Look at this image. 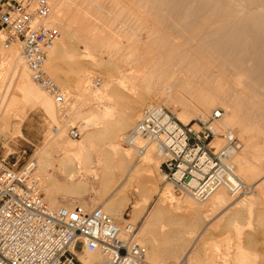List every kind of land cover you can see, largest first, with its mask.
I'll list each match as a JSON object with an SVG mask.
<instances>
[{
	"label": "rangeland",
	"instance_id": "rangeland-1",
	"mask_svg": "<svg viewBox=\"0 0 264 264\" xmlns=\"http://www.w3.org/2000/svg\"><path fill=\"white\" fill-rule=\"evenodd\" d=\"M124 1L126 2L125 4H127V5L124 4V6L126 7L127 10L124 9L125 7H122V9H124V10H122V12L124 11L125 14L124 13L123 14L125 16L122 13H121L122 15L120 14L121 10H120V12H118V10L121 8L114 10L115 16L118 18V21H119V22L117 21L118 27L125 29V30H127L126 28H128L127 31H129V33H132L131 28L133 29V31H136L135 28L138 30V28L140 27V22H139L140 21V14L144 13V15H148V16H146L147 18H145L146 19L145 22L147 24L148 29L147 28L146 29L141 28L142 29V30L140 29L141 31L140 30L137 31L138 35H133V34L130 35L129 33L124 32V35H122V37L119 38L122 45H124V49L121 52L123 54L121 59L117 57V54H118L117 50L112 51L111 43L109 42V38H108L109 26H108V24L111 21L109 14L103 12L105 15V17H104L105 21L102 22L103 44L101 47H97V43L91 44L89 42V40L87 39V33L84 31H78L77 30L78 37L68 39L67 34L62 29V27L56 23H52L53 25H56L61 32V38L58 42L60 44L64 42L67 45V49L70 48L69 49V53H71L70 57L71 58L74 57L71 60L69 59L70 57L66 58L63 62V65H62L63 70H66V68H67V70L64 73V77H65V80L67 81L66 85L69 89L68 90L69 93H66L64 95L66 101H65L63 108H60L59 105L57 104L56 115L58 114L57 117L59 119L57 117L55 119H53L49 115V113H47L45 111V109L41 106L36 105V107H35L33 105H27V103L23 99L22 93L16 88V85L13 84V86H12V82H13L12 69H11L12 66H6V68L4 67L5 68L4 70L6 72L0 79V93L4 94L7 91V89H9V92L14 96V99H16V104H18L17 105L18 110L20 111V113L24 112V114H25L24 115L25 117H24L23 122H22V127L27 126V125L30 126L28 121L30 122V120H33L32 125L35 129L33 131H30L28 129V132H31V134L34 135V139L32 141L35 143V145H33L32 143H30V141H28L27 133L22 131V127H21V131H17V130H13L9 127L4 126V127L0 128V155L1 156H7L8 155V160L11 163L17 162L18 167H20L21 165L26 163L28 160L31 161V160H33V158L36 159L37 157H39L42 154L41 152H43L42 149L50 150V153L52 154L54 159H56L58 157L59 145L55 142L49 143V139L51 137V134H53L56 130V123L58 121H60L61 125L65 124L66 127L65 126L64 127H65V129L67 128L66 134L68 133L67 134L68 137H71L70 136V129L73 126L78 127V129L81 132L80 138H77V139L72 138V137L71 138L74 139L75 141H78V140L80 141L84 138V136L87 134V132L97 130V126L93 125L92 121L94 120V118L97 117V114L100 115L102 113L103 109L108 108V107H111L114 109V119L122 118V115L124 113L133 114L134 122L130 125V127H128V129L126 131H124V134L128 130H130L132 127H134V125L139 120L141 114L143 113L144 109L147 106H150L151 104L165 107L171 114H173L176 117V119L179 122H182L184 124H187V123L195 124L198 122L208 121L210 119L211 115L213 114L214 110H216L217 108L224 109L223 114L225 113L226 105H224L223 102L220 100V101H217V105L212 107L211 110L208 113H206V115H204V117H202L201 115H198V113L195 112V110H193V109H190V111L188 110L185 113L186 114L185 115V114H183V112H184L183 111L184 110L183 105L180 104L179 99L174 97V95L171 94V91L168 89V86H170V87L173 86L174 87L173 93H175V91L177 93L180 92L181 94H183L184 97L192 99L191 98V92L193 90L191 89V86H190V88L188 87V84H189L188 82L190 81V79L193 78L195 80L194 84L197 86H200L201 81L198 79H195V78L198 76L200 77L201 73L192 71V66H193L192 65V57L189 55V52L193 51V49H192L193 47L191 46V42L188 41V39L190 38L189 37L190 34L189 35L187 34V36H186V33H190L189 28H191V27L188 25H191L194 27V25L200 24V22H201L200 16L202 15L201 13H203V15H204V13H205L204 11L208 10V9H206V7L208 8V7H210V5L212 6L213 1L211 2V0H210V2L209 1L206 2V4L208 3L209 6L205 4L204 8L202 7V1L203 0L202 1L201 0H197V1L194 0L193 1L194 5H192L191 0L190 1L186 0L189 3H187L186 1H182L184 7H186V9H189V10H187V11H189L188 14H186L187 11H182L184 9V7L182 6V2L180 0L179 1H177V0H169V1H166V0H149V1H147L148 5L146 4L145 0H124ZM172 1H173V3H170ZM198 1H201V3ZM204 1H203V5H204ZM221 1L222 0H220V2ZM166 2H168V3H166ZM160 3L162 5H159V6L163 11H165L163 8L169 7L168 9L170 11V15H169L168 10H167L168 12L165 11V14L166 15L168 14V16H170V17L166 16L167 18H169L168 20L166 18L165 19L158 18V16H161V14H163L162 13L163 11L155 10L154 6L157 4H160ZM163 3H164V5H163ZM176 3H178L179 5H181L183 7L182 10L180 8L181 6L179 7V5H177ZM209 3H211V4H209ZM222 3L224 5L223 6L224 8L222 7L220 9L224 10L225 8H229L228 5H226V7H225L226 3L224 4L223 1H222ZM174 4H176V5H174ZM200 4H201V6H200ZM145 5L147 7L148 6L149 7L148 8L146 7L147 9L146 8L143 9ZM190 5L192 7H190ZM93 6H91V8H92L91 10L95 11L96 8H95V6L93 8ZM151 6L153 9H151ZM175 6H178L179 8L178 7L175 8ZM194 6H195V8H194ZM197 6H198V9H196ZM262 8L263 7H261V9ZM171 9H174L173 11H175V12L171 11ZM211 9L212 8L210 7V10H208L209 14L212 13ZM225 10H227V9H225ZM262 10H264V9H262ZM126 11H127V13H126ZM128 11L130 12V14ZM131 11L133 12L132 13L133 15H131ZM184 12H185V15H184L185 18L182 17ZM208 13H206V15ZM130 16H134V17L131 19ZM149 16H150V18H148ZM179 16H181L185 20H183V19L180 20L179 18H181V17H179ZM186 16H187V18H186ZM188 16L191 17L192 19L196 20L194 25H193L194 22H191L194 20H192ZM177 17H179V18H177ZM198 17H200V18H198ZM128 18H130V19H128ZM134 18H136L138 21ZM133 19H134V21H133ZM177 19H178V21H177ZM188 20H189V22H188ZM122 21H123V23H122ZM128 22H129V25H128ZM137 22H139V24ZM124 23L126 25H124ZM135 23H137V25ZM177 23H180V24H177ZM121 24H122V26H121ZM174 24H175V26H174ZM181 24H183V25H181ZM178 25H180V26H178ZM130 26H131V28H130ZM230 26H232V25H230ZM177 27L178 28L180 27V28L178 29ZM257 28H259V27H257ZM257 28H256V30H257ZM187 29H188V31H187ZM261 29L259 30L260 31L259 35L257 33L258 31L257 32L254 31L255 36L253 35V33H251L252 30L251 31L249 30L251 35H252V38L256 37L254 39H252L250 37L251 35L249 36L250 39H246V38H248L246 36L249 35L248 34L249 32H245L246 36H243L245 38L244 41H242L243 38H241V37H240L241 40L238 38L235 39L234 37H231L230 40L228 41V43H226V45H228V47L231 46V44H232V46L240 45L241 47H245L244 45H246V47H245V49L247 48L246 52L247 53L251 52V54H252L253 48L255 49V51L257 50L255 47H257L258 43L261 44L260 45L261 47H264L262 45V43H260V42H262V38H263L261 36H264L263 35L264 30H263V32H262L263 34H262ZM149 30H151L150 35H148ZM179 30L182 31V34H181V31H179ZM220 32H221V34L225 33L223 30H219L218 32H215V31L213 32V30H211V31H209L210 35L208 34L209 37H206V38L209 39L211 37L210 40L211 39H220L219 37L224 36V34L221 35ZM168 34L169 35L172 34V35L169 37ZM205 34L207 35V33L204 32V35ZM219 34L221 36H219ZM0 35L2 37V39L0 37V40L2 41V43H0V45L2 46L4 34H3L1 26H0ZM175 35H177V37ZM204 35L201 34L199 38H202V37L204 38L206 36V35L205 36ZM256 35H258L259 37H257ZM166 36H168V38ZM173 36H174V38H173ZM140 37L143 38V43H141L140 41H136V39H138V38L140 39ZM232 38H233L234 42H235V40H236V42L237 41H242V42H237L238 44H236L232 41ZM173 39L176 42L180 43L181 46L183 44L182 48L178 47L180 44L179 45H177V43L175 44V41ZM259 39H261L260 42H258ZM188 42H189V44H188ZM244 42L245 43L250 42V44H249L250 46L248 45V43L245 44ZM263 42H264V40H263ZM189 45L191 46L190 48H189ZM61 46H62V44H61ZM248 46L250 49L248 48ZM129 47H131V48H129ZM261 47H259L257 51L260 50L262 52ZM13 48L15 49L16 53H20V46L19 45L18 46L14 45ZM128 48L131 49V51H128L129 50ZM224 49L226 50L229 48H224ZM3 50L7 51L5 49H3ZM260 51L258 52L259 56L261 54V56L259 57V61H260V58H262V55H264L263 54L264 52L260 53ZM263 51H264V49H263ZM89 52H91V55H89ZM247 55H249V54H247ZM253 57L254 56H252V58H250L251 60H248V64L250 66L252 64H254V61L256 63L258 61V60L256 61L257 58L256 59L254 58L255 60H253ZM257 57H258V55H257ZM247 58H249V56ZM259 61H258V63H259ZM261 61L263 62V60H261ZM261 61H260V63H261ZM65 62H68L67 63L68 67L65 66L66 65ZM256 63H255V65H256ZM69 64H71L70 67H69ZM205 64H206V62L203 60V65H201V66H205ZM258 65H256V66H258ZM71 66L72 67L74 66L72 68V70H71ZM210 67L212 68V70H218L217 67H213V66H210ZM252 67H253V65H252ZM256 68H258V67H253L254 70ZM263 68H264V66L262 67V69ZM258 69L261 70V67ZM86 70H88V72L90 71L89 72V74H90V85H89L90 89L97 87L95 85V82L98 81V78H101L105 82L108 78H111V77L114 78L110 82H108V85H106L104 91L107 94L105 96H92L88 92H86L87 89L86 90L84 89L85 90V92H84V90H82L83 88L81 86H78L79 85L78 83L80 80L79 78L81 77V74H83L84 71L86 72ZM261 71H263V70H261ZM254 72H255V75H253V76H255V77H256V75H258L260 73V72L258 73V70H257V72L256 71H254ZM260 74L264 75V71H263V73H260ZM263 75H260V76L263 77ZM248 80H249V78H248ZM8 87H10V88H8ZM11 87H12V89H11ZM194 101H196V100H194ZM219 102H221V103H219ZM243 105H244V107H246L245 104H243ZM76 107L83 111V113H82V111L80 110L82 117L80 116L79 118H74V115H72V113ZM84 113L86 114V117H87V115L93 116V117H91L92 119L88 118L90 120V123H89V120H87L85 117H83L85 115ZM189 113H193V114H189ZM179 114H181L182 117H184V115H185L184 118H186V119L185 120L184 119L179 120V118H178ZM187 114L191 117H189ZM94 115H96V116L94 117ZM218 119L219 118H217L216 120H218ZM216 120L212 123V126L214 128H217V125L219 124V122ZM15 121L16 120H14V122ZM214 125H216V126H214ZM194 127L197 128L198 124H195ZM221 128L222 127H219L216 130L221 134L226 133V130L224 128H222V129ZM227 130H233V132L238 137L240 146L242 145L241 146V148H242L244 140L239 135V133H237V131H235V129H233V128H228ZM215 138H214L215 141H213V144H215L217 147H221V146H224L226 144V138L224 136L218 135ZM259 138H256V141H258V143L261 141V140H258ZM220 139L222 141H220ZM217 140H219V142H217ZM99 144H101V143H98L95 147L99 146ZM121 146H123L124 149L128 148L131 150L132 161L130 162L131 165L129 163L128 166L133 168L136 164H140V162H142V159L146 153L144 154V156L139 158V157H137L136 149L126 146L125 143L123 142V140L121 142ZM240 146H239V148H240ZM239 148H237V149L240 150L241 148L240 149ZM236 153H238V151ZM155 154L157 155V151L155 152ZM257 154L259 155V152ZM260 154H261V152H260ZM229 159H230V157H224V159H223L224 163L227 166L226 171H228L230 174L232 173L231 175L235 178L236 181H239L241 184L247 185V192L238 194L240 191L234 193L230 189L229 186H227V185L221 186L224 189H226L227 195L229 194L228 200H229V198H231L230 199V201H232L231 204L221 208V210L219 212H217V214L215 212L213 214V213H211L212 212L211 211L210 214H211V216H213V218H210L211 221L210 220L208 221L207 218L203 219L202 217L199 216L198 220H199L200 224L199 223L192 224L189 221L193 217V214L191 213V211H187V208L183 207L184 201L186 199H188L190 201L192 200V202L196 204V206H197L196 208H201V207L205 206V204L208 203V200H210L211 196L207 200H205L204 202L200 203V202H197L196 200H194L193 198H190L191 196H189V195H180L171 186L173 188L172 190H174V192H175L174 194L175 195L177 194V197L173 196V195L161 197V192L163 191V189L166 186H168V184H167V182L164 181L163 171L161 170L160 167H158L154 171L155 174H153V180H152V182H150L151 184L152 183L153 184L151 185L150 183H148V184L146 183V191H147L146 195H149L151 197L149 200H146L145 196L141 195L142 187L145 185L144 180L142 178H140L139 175L132 173L133 171H131V169L129 171V167H128V171L126 170L123 173V175H120L121 177L118 175V177H117L118 181L116 180L117 182H115L116 184L114 183V185H113L112 183H110L108 185L109 189L106 188V191L104 189H101L100 180L98 178V177H100L99 175H101V174H100V167H99L97 161H95L93 163V167H92L95 171L94 170L93 171L92 170H86V169L82 168V169H80L81 170L80 175H78L76 177V180H82L88 184V186L85 187V191L83 189V193L80 192L81 194L72 195L70 193L67 194V192L65 193V191H60V192L56 191L55 197L57 199L58 204L72 205V204L80 203V204H83L84 206L89 207V208L101 206V207H103V210H105V206H107L105 203L108 202L109 197L116 190L113 188L115 186H116V188H119L121 186L124 187V189L126 191V197L122 198V200H120L118 202V204L115 205V210L112 213H110L106 210L105 211L107 213H109L121 225L122 228H123V226H126L128 224V223H126L127 220H130L133 224H135L136 239L138 240V242H140L141 244H143L144 246H146L148 248L147 258L153 264H179L180 260L182 258H183L182 259L183 262L181 264H201V263L202 264H210V262H211V264H225V263L226 264H237L239 262L238 260L240 259L238 256L241 257V255H239L240 253L237 252L236 248L239 247L240 245H242L243 243H244L243 245L250 248L249 249L250 255L249 254L248 255H249V260L252 259L251 261L247 260L248 263H246V264H259V263L264 264V195H262L264 193L258 194V197L256 194L252 193V192H254V188H253L254 185L253 184H254L255 178H254V180L252 178H250L251 180L248 181L249 179L247 178L248 176L246 174L240 173L236 168H235V170L231 169V167L228 164ZM162 160H163V157H161V162H162ZM249 161H253L250 164H253L254 162H256L255 158H253L252 155L250 156ZM53 164H54V166H57L58 162L55 160V162ZM262 170L264 171V168ZM55 173L57 174V177H58V179H60V181H64V180L68 181L64 175L62 176L58 172H55ZM261 173H260V175H261ZM39 174L43 175L44 173L38 172V175ZM33 176L35 179L37 178V180L39 182L40 189L43 192L45 199L51 205V201L49 198V191H48L50 189L49 188L50 181L48 179H46L45 177L43 178V180L38 179V177H36L37 174H36V176H35V174H33ZM245 176H247V177H245ZM46 182H47V184H46ZM169 185H171V184H169ZM102 190H103V192H102ZM128 195L131 198V205L127 209H125L129 203V201H130V198H128L129 197ZM243 196L245 197V199H248L249 197L252 196L254 199H256V201L251 205L250 204H243L245 206H243V205L241 206L240 203L237 201H240L239 199H241V197H243ZM183 197H184V199H183ZM163 198H164V200H163V202H161V199H163ZM163 204H164V206H163ZM254 204H256V205H254ZM174 207H175V209H178L179 213L176 212L177 210H175ZM123 209H125L124 214L122 212ZM134 210H135V212L137 210L140 211V219L138 218L139 220L134 219L135 218L133 216ZM150 213H152L153 215L155 214V216L158 217L157 221L155 224L150 226L149 230L144 235H141L140 232H138V231L144 225L145 220L149 216ZM206 213H208V212H206ZM207 222L211 223V224L208 228H206V230H205L206 233L203 232V234H202V235H204V233L206 234V238H205L206 241H204L202 238L203 236L198 237V233L202 232V230H203L201 225H203L204 223H207ZM185 224H187L188 226L186 227ZM162 225H163V227H162ZM167 232H168V234H166ZM154 239H158V240L163 239L162 241H164V242H165V240H170V242L171 241L173 242L172 246L171 245L168 246L170 243H165L167 246H164L163 249H161V250L166 251L167 249L173 250L176 248H182L185 250V253H184V255L176 258L175 260H168V261L164 260V262H159L157 259H155V257L152 259L150 254H152L151 249H152L153 245L151 243L154 241ZM238 239H239V241L243 240L241 242L242 244L241 243L239 244ZM237 244H239V245L237 246ZM166 247H168V248H166ZM212 247L214 248V250L212 249ZM80 248H81V244L78 245V249H80ZM237 249L239 250V248H237ZM189 250L191 251V253H192L191 255H193V256L195 255L194 253L198 254V260L195 261L194 263H193V260H191V258L187 259L185 257V254L189 253L188 252ZM218 250H220V252ZM226 250L232 251V252L230 251V253L227 252L225 254V255H229V256H226L228 258H225V260H228L230 258L228 260L230 262H228V261L224 262V260H223L224 259L223 258V256H224L223 252H226ZM250 250H251V252H250ZM212 251H214V252H212ZM233 253L235 255H231ZM255 253H256V255H255ZM235 256H237V257H235ZM233 257L237 260H235ZM256 258H258V259H256ZM232 261H233V263H232ZM234 261L235 262L238 261V262L234 263Z\"/></svg>",
	"mask_w": 264,
	"mask_h": 264
},
{
	"label": "bare ground",
	"instance_id": "bare-ground-1",
	"mask_svg": "<svg viewBox=\"0 0 264 264\" xmlns=\"http://www.w3.org/2000/svg\"><path fill=\"white\" fill-rule=\"evenodd\" d=\"M145 1L147 4V1H149V0H145ZM166 1H169V0H166ZM177 1H179V0H177ZM180 1L182 2V1H186V0H180ZM188 1H190V0H188ZM188 1H186V2L189 3ZM193 1L194 0H191L192 5H194ZM201 1H198V2L201 3ZM203 1H202V7L204 8L206 2H208V1L210 2V0H205L204 5H203ZM222 1L224 2V4L226 3L225 7H226V5H228L229 8H225L227 10L220 9L224 6ZM222 1L220 2V0H211L212 6L210 5V7L212 8L211 9L212 13L209 14L208 10H210V7H208V8L206 7V9H208V10L204 11L205 12L204 15H203V13H201L203 16L202 15L200 16L201 22L199 25H194L196 20H194L188 16L189 18L194 20L191 22H194L193 25L195 27L194 28L193 26L188 25L191 27V28H189L190 33H186V36H187V34L188 35L190 34V36H189L190 38L188 39V41L191 42V46L193 47L192 48L193 51L189 52V55L192 57V65H193L192 71L201 73L200 77L198 76L195 78V79H198L201 81L200 86H197L194 84L195 80L193 78L190 79V81L188 82L190 84V85L188 84V87L190 88V86H191V89L193 90L191 92V98L192 99L184 97L183 94H181L180 92L177 93L175 91V93H173V89H174L173 86H171V87L168 86V89L171 91V94H173L174 97L179 99L180 104L183 105V108H184L183 114H185L188 110L190 111V109H193V110H195V112L198 113V115H201L202 117H204V115H206V113H208L212 107L217 105V101L221 100L223 102V104L226 105L225 113L222 115L221 118L216 120L219 122V124L217 125V128L222 127L226 131H228L227 130L228 128H233V129H235V131H237V133H239V135L244 140L243 147L241 148V146H242L241 145L240 146L241 149L239 148L240 150L234 149L232 152L229 151L231 153L228 156V157H230L228 164L231 167V169L235 170V168H236L240 173L246 174L248 177L247 176H245V177H247L249 179L248 181L251 180L250 178H252L253 180L255 178L256 181L254 180V184H253L254 185V187H253L254 192H252V193L256 194L258 197V194L264 193V171L262 170L264 168V75L260 74V73H263V71H264V68L262 69V67L264 66V64H263L264 63V55H262V58H260V61L263 60V62L261 61V63H262L261 64L259 61V57L261 56V54H260V56L258 54V52L260 50L257 51L258 48L261 47L260 46L261 44H259V43H258V45L256 44L257 47L254 46L257 49L256 50L257 52L253 48L252 54L250 51H249L250 53L246 52L247 48L245 49L246 45H244V44L243 45L245 47H241L240 45L232 46V44L230 43L231 46L228 47V45H226V43H228V41L230 40L231 37H234L235 39L238 38L240 40H241V38H243L242 41H244L245 38L243 36H246L245 32H249L248 33L249 35L246 36L248 38H246V39H250L249 36L251 35V33H253V35H254V31H256V32L258 31L257 33L259 35V33H260L259 30L261 28H262L261 33L263 32V30H264V10H262V9H264V0H222ZM125 3L126 2L124 0H51V4L53 7V15L50 17V24L56 23V24L60 25L62 27V29L66 32L68 39L78 37L77 30L78 31H84L87 33V39L89 40V42L91 44L97 43V47H101L103 44L102 22L105 21V18H104L105 15L103 12H105V13L109 14L110 19H111L110 23L108 24V26H109L108 38H109V42L111 43V49H112V51L117 50L118 51L117 57L121 59V57L123 56V54L121 52L124 49V45H122L119 38L122 37V35H124V32L129 33V31H127L128 28H126L127 30H125V29L118 27V23H117L118 18L115 16L114 10L121 8L118 10V12H120V10H121L120 14L121 13L123 14L124 11L122 12V10L126 9V7L124 6ZM166 3H168V2H166ZM170 3H173V1ZM176 4L179 5L178 3H176ZM176 4H174V5H176ZM209 4H211V3H209ZM93 5L96 8L95 11L91 10L92 9L91 6H93ZM125 5H127V4H125ZM159 5H162V4L160 3V4L155 5L154 9L157 11H160V10L163 11ZM163 5H164V3H163ZM206 5H208V3ZM94 6H93V8H94ZM180 6L181 5H179V7ZM182 6L184 7L183 2H182ZM182 6L180 7L181 10L183 8ZM200 6H201V4H200ZM122 7H125V8L122 9ZM146 7L147 6L145 5L143 9H145ZM176 7H178V6H175V8ZM190 7H192V6L190 5ZM261 7H263V8L261 9ZM168 8H163V9L166 12H168L169 11ZM194 8H195V6H194ZM151 9H153L152 6H151ZM185 9H186V7H184V9L182 11L189 10V9H186V10ZM196 9H198V6ZM173 10L174 9H171V11H173ZM165 11H163L162 12L163 14H161V16H158V18H162V19L166 18L168 20L169 18L166 17V16H168V14L166 15ZM173 12H175V11H173ZM126 13H127V11H126ZM132 13L133 12L131 11V15H133ZM188 13H189V11L186 12V14H188ZM206 13H208V14L206 15ZM129 14H130V12H129ZM169 15H170V11H169ZM184 15H185V12L182 15V17L185 18ZM146 16H148V15H144V13L140 14V21H139L140 27L138 28V30H140L141 28H145V29L147 28L148 29L147 24L145 22V20H146L145 18H147ZM130 17L132 19L134 16H130ZM168 17H170V16H168ZM179 17H181V16H179ZM179 17H177V18H179ZM182 17L179 19L185 20ZM200 17H198V18H200ZM148 18H150V16ZM186 18H187V16H186ZM128 19H130V18H128ZM134 19H136V18H134ZM134 19H133V21H134ZM189 20H188V22H189ZM177 21H178V19H177ZM139 22H137V23L139 24ZM122 23H123V21H122ZM137 23H135V24L137 25ZM177 24H180V23H177ZM183 24H181V25H183ZM124 25H126V24L124 23ZM128 25H129V22H128ZM230 25H232V26H230ZM121 26H122V24H121ZM174 26H175V24H174ZM178 26H180V25H178ZM256 26L259 28H257ZM130 28H131V26H130ZM256 28H257V30H256ZM135 30L136 31H133V29L131 28L132 33H129V34L130 35H132V34L138 35V32H137L138 30L136 28H135ZM181 30H179V31H181ZM211 30H213V32L214 31L218 32L219 30H223L225 33H222V34H224V36L222 37L221 36L222 34L220 32L221 35L219 34V36L222 37V38L219 37L220 39H211L210 40L211 37L209 39H207L206 37H209V35H210L209 31H211ZM249 30L250 31L252 30L251 33ZM187 31H188V29H187ZM204 32L207 33V35L205 34L206 36L204 35ZM150 34H151V30H149L148 35H150ZM181 34H182V31H181ZM201 34H203L205 37L203 38L201 36L202 38H199ZM171 35H169V37ZM258 35H256V36L259 37ZM175 36L177 37V35H175ZM0 37H1V35H0ZM166 37L168 38V36H166ZM250 37L252 38V35ZM261 37L264 38V36H261ZM173 38H174V36H173ZM254 38H256V37H254ZM254 38H252V39H254ZM263 38H262V42H260L261 39H259L258 42L262 43V45L264 46V42H263L264 39ZM1 39H2V37H1ZM136 41H140L141 43H143V38L140 37V39L138 38V39H136ZM232 41L234 42L233 38H232ZM242 41H237V42H242ZM189 42H188V44H189ZM237 42L235 40L234 43L238 44ZM0 43H2V41ZM176 43H177V45L180 44V43L175 41V44ZM246 43H248V42H246ZM61 44H62V46H61ZM61 44L59 42H57V44L55 45L53 50L50 52L49 57H48L47 62H46V67L48 69V72H50V74L52 73L51 75H53V77L56 79V81L61 86L63 85L62 86L63 87L62 92L65 95L66 93H69V91H68L69 89L66 85L67 81L65 80V77H64V73L67 70V68H66V70H63L62 65H63L64 60L66 58L70 57L71 53H69L70 48L67 49V45L64 42ZM249 44H250V42L248 43V45ZM182 46H183V44H182ZM182 46L180 44L178 47L182 48ZM191 46L189 45V48ZM249 46H248V48H249ZM2 47H3V45L0 47V69H1L0 70V79L6 72L4 70L6 68V66H12V68H11L12 69V78H13L12 86H13V84L16 85V88L22 93L23 99L25 100L27 105H33L35 107H36V105L41 106L45 109V111L47 113H49V115L53 119H55L58 116V114L56 115L57 103H56L52 94H50L44 87H42L40 84H38L36 81L33 80L32 76H31V72L28 69L26 62L24 61V59L21 56V51H20V53H16L15 49L13 48L14 46L9 50L4 51L3 50L4 47L3 48ZM129 48H131V47H129ZM224 48H229V49L225 50ZM263 49H264V47H261L262 52L260 51V53L264 52ZM128 51H131V49H129ZM246 53L249 55H247ZM89 55H91V52H89ZM257 55H258V57H257ZM248 56H249V58H247ZM252 56H254L253 60H255L257 58L256 61L257 60L259 61V63H258V61H257V63L254 61V64H252L253 67H258V68L261 67V70H263V71H261L258 68H256L254 70L252 65L250 66L248 64V60H251L250 58H252ZM73 58L70 57L69 59L71 60ZM203 60L206 62L205 66H201V65H203ZM68 62H65L66 65L64 64L67 67H68V65H67ZM255 63H256V65H258V64L259 65L256 66ZM70 65L71 64H69V67H70ZM210 66L217 67L218 70H212V68ZM73 67L71 66V70ZM257 70H258V73L261 71L259 74L263 75V77H261L259 74L256 75V77L253 76V75H255L254 71L257 72ZM89 72H88V70H86V72L84 71L83 74H81V77L79 78L80 80L78 79L79 80L78 86H81L83 88V89L81 88L82 90L87 89L88 91L86 90V92H88L92 96H105L107 93L104 91V89H105L106 85H108V82H110L114 78H112V77L108 78L106 80V82L103 81L101 78H98V81L95 82V85L97 87L90 89V87H89V85H90V74H89ZM248 78H249V80H248ZM8 88H10V87H8ZM11 89H12V87H11ZM85 90H84V92H85ZM194 100H196V101H194ZM219 103H221V102H219ZM243 104H245L246 107H244ZM17 105L18 104H16V99H14V96L9 92V89H7V91L4 94L0 93V128L6 126V127H9L13 130L21 131L22 122H23V119L25 117L24 116L25 114H24V112L20 113ZM151 105H153V104H151ZM80 110L81 109H78L77 107L75 108V110L72 113V115H74V118H79L81 116L82 110L81 111ZM82 113H83V111H82ZM189 114H193V113H189ZM185 115H184V117H185ZM95 116L96 115H94V117ZM178 116H179L178 117L179 120H182V119L185 120L186 119V118L182 117L181 114H179ZM83 117H85L87 120H89V119H92L91 117H93V116L87 115V117H86V114H85ZM189 117H191V116H189ZM14 120H16V121L14 122ZM92 122H93L92 123L93 125L97 126V130L96 131H89V132H87V134L84 136V138L82 140L75 141L71 137L67 136L68 133L66 134L67 128L65 129V127H66L65 124L61 125L60 124L61 122L58 121L56 123V130L53 134H51V137L49 139V143L55 142L59 145L58 157L56 159H54V157L50 153V150L42 149L43 152H41L42 154L40 153L41 155L39 157H37L36 159L33 158V160H31V161L29 160V162H28V163L34 164L35 169H34L33 174H35V176L37 174L36 177H38V179L43 180V178L45 177L46 179H48L50 181V183H49L50 189L49 190L47 188L46 189L49 191V198L51 201V205L52 206L58 205L57 199L55 197L56 191H58V192L65 191V193L67 192V194L70 193L72 195H75V194L78 195V194L83 193V189L85 191V187H87L88 184L85 181L76 180V177L78 175H80V171H81L80 169H82V168L86 169V170H92L93 171L94 169L92 167H93V163L95 161H97V163L100 167V174L101 175H99L100 177H98V178L100 180L101 189H104L105 191H106V188L109 189L108 185L110 183H112L114 185V183L118 181L117 180L118 175L119 176L123 175V173L126 170L128 171V167H129V171L131 169V171H133L132 173L139 175L140 178H142L144 180L145 185L142 187L141 195L145 196L146 200H149L151 197L149 195H146V193H147L146 183L148 184V183L152 182L153 174H155L154 171L158 167H160L161 157H163L156 150L155 144L151 142L150 146L148 147V150L146 151L145 156L143 155L144 157L142 159V162H140V164H136L133 168H131L130 166H128L129 163L132 161L131 150L128 148L124 149V147L121 146V142L123 140L124 131H126L128 129V127H130V125L134 122L133 114L124 113L122 115V118L114 119V109L111 107H108V108L103 109V111L100 115L97 114V117L94 118V120ZM89 123H90V120H89ZM214 126H216V125H214ZM217 128H215V129H217ZM256 138H259L258 140H261L262 142L260 141L258 143V141H256ZM213 141H215V140H213ZM220 141H222V140L220 139ZM217 142H219V140H217ZM96 143L97 144L101 143V144H99V146L95 147L97 145ZM155 150L157 151V155L155 154V152H156ZM237 151H238V153H236ZM256 152L257 153L259 152V155ZM260 152H261V154H260ZM251 155L253 156V158H255V161H256L253 164H250L253 161H249V158ZM55 160L58 162L57 166H54V164H53L55 162ZM130 165H131V163H130ZM38 172L39 173L43 172L44 174L38 175ZM55 172L60 173L62 176L64 175L68 181H65V180L60 181V179H58L57 174ZM260 173H261V175H260ZM231 174L226 173L225 174L226 179L229 182L236 183L235 178ZM35 180L38 181L37 178ZM46 184H47V182H46ZM167 184H168V186H166L163 189V191L161 192V197L162 196L166 197V196H170V195L177 197V194L175 195L174 190H172L173 186L169 185L170 183H167ZM38 185H39V182H38ZM113 189H116L115 192L109 197L108 202L105 203L107 205V206H105V210L110 212V213H112L115 210V205H117L118 202L120 200H122V198L126 197V191H125L124 187L121 186L119 188H116V186H115ZM102 192H103V190H102ZM240 193H246V191L239 192L238 194H240ZM228 195H227L226 189H224L223 187H219L211 195L210 200H208V203L205 204V206H203L201 208H196L197 206L195 203L192 202V200L190 201V200L186 199L184 201L183 207L187 208V211H191V213L193 214V217L192 218L190 217L191 219L189 221L192 224H196V223L200 224V222L198 220L199 216L202 217L203 219L207 218V220L209 221L210 218H213V216H211V214H210L211 211H212L211 213L214 214V212H215L217 214V212H219L221 210V208L231 204L232 201H230L231 198H229V200H228ZM262 195H264V194H262ZM243 197H241V199H239L240 201H237L240 203L241 206L243 204H250L251 205L256 201V199H254L252 196L251 197L248 196L249 197L248 199H245V197L244 198ZM190 198H192V197H190ZM183 199H184V197H183ZM163 200H164V198L161 199V202H163ZM256 204H254V205H256ZM163 206H164V204H163ZM243 206H245V205H243ZM174 209H175V207H174ZM175 210H177L176 212L179 213L178 209H175ZM206 212H208V213H206ZM134 217H135L134 218L135 220H137L139 218V210H137L135 212ZM157 218L158 217H156L155 214L153 215L152 213H150L149 216L146 218L144 225L139 229L138 232H140L141 235H144L149 230L150 226H152L153 224L156 223ZM126 223H128L126 226H123V228L121 227L123 229L124 233L127 232V229L128 230L130 228L135 229V224H133L130 220H127ZM210 224L211 223L207 222V223H204L203 225H201L203 230H202V232L198 233V237L203 236L202 238L204 241H206L205 230H206V228H208L210 226ZM185 226L187 227L188 225L185 224ZM162 227H163V225H162ZM203 232H205L204 233L205 236L202 235ZM166 234H168V232ZM162 240L154 239V241L151 244L154 246V248H156V250H159V251H161V249H163L164 246H167L165 243H170L168 246H170V245L172 246V244H173V242L172 241L170 242V240H165V242ZM238 241H239V239H238ZM242 241H239V244ZM239 244H237V246ZM243 244L240 245L239 247H237V248H239V250L235 247L237 252L240 253L239 255H241V257L238 256L240 258V259L238 258L239 262L237 261L239 264H246V263H248L247 260H249V255H250L249 249L250 248H248L247 246H245ZM166 248H168V247H166ZM212 249L214 250L213 247H212ZM169 250H172V249H167L166 251H169ZM218 251L220 252V250H218ZM230 251H227V250H226V252L222 251L224 253V254L222 253L224 255L223 256L224 262H226L230 259L229 258L228 260H225V258H228L226 256H229V255H225V254L227 252L230 253ZM188 252L189 253L185 254V257L187 259L191 258V260H193V263L198 260V254L197 253H194L195 255L193 256V255H191L192 253L190 250ZM212 252H214V251H212ZM250 252H251V250H250ZM231 255H235V254L233 253ZM255 255H256V253H255ZM235 257H237V256H235ZM80 258L85 264H100L103 261L102 255H100L99 253H92V252H87L86 254L81 255ZM182 259L180 260L179 264H181L183 262ZM256 259H258V258H256ZM235 260H237V259H235ZM251 260L252 259H250L249 261H251ZM228 262H230V261H228ZM237 262L234 261V263H237ZM232 263H233V261H232ZM210 264H211V262H210Z\"/></svg>",
	"mask_w": 264,
	"mask_h": 264
},
{
	"label": "built area",
	"instance_id": "built-area-1",
	"mask_svg": "<svg viewBox=\"0 0 264 264\" xmlns=\"http://www.w3.org/2000/svg\"><path fill=\"white\" fill-rule=\"evenodd\" d=\"M52 14L51 0H0L4 49L19 45L33 80L63 108L62 87L46 67L61 38L59 28L50 24ZM223 112L217 108L208 121L195 123V128V124L179 122L165 107L150 105L124 134L123 142L135 148L139 158L154 143L163 156L164 181L197 202H204L224 185L234 193L247 192V185L225 177L229 172L223 159L240 143L233 130L221 134L212 126ZM218 135L226 138L224 146L213 144ZM70 136L80 138L78 127L70 129ZM28 162L18 167L8 155H0V264H85L80 257L87 252L102 255L100 264H153L147 258L148 248L136 239L135 229L124 233L103 207L50 205L33 176L34 164Z\"/></svg>",
	"mask_w": 264,
	"mask_h": 264
},
{
	"label": "crops",
	"instance_id": "crops-1",
	"mask_svg": "<svg viewBox=\"0 0 264 264\" xmlns=\"http://www.w3.org/2000/svg\"><path fill=\"white\" fill-rule=\"evenodd\" d=\"M28 123L30 124V126L27 125V126L22 127V131L27 133L28 141H30V143L35 145V143L32 141L34 139V135L31 134V132H28V129L30 131H33L35 129L32 125L33 120H30V122L28 121ZM128 198H130V196ZM130 205H131V198H130V201H129V203L125 209H127ZM125 209H123V211H122L123 214L125 212ZM133 216H135V210L133 211ZM139 219H140V211H139ZM151 251H152V254H150V256L152 257V259L155 257V259H157L159 262H164V260H167V261L168 260H175L176 258L184 255V253H185V250L182 248H176V249L169 250V251H165V250L159 251V250H156V248H154V246H152Z\"/></svg>",
	"mask_w": 264,
	"mask_h": 264
}]
</instances>
